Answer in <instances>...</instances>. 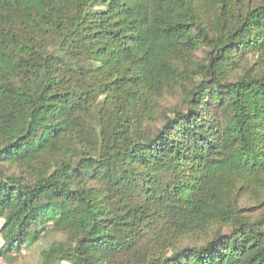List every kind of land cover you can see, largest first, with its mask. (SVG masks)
Listing matches in <instances>:
<instances>
[{
  "label": "trees",
  "instance_id": "obj_1",
  "mask_svg": "<svg viewBox=\"0 0 264 264\" xmlns=\"http://www.w3.org/2000/svg\"><path fill=\"white\" fill-rule=\"evenodd\" d=\"M170 89L181 106L142 128ZM246 196L264 1L0 0V259L49 230L71 242L40 264H264Z\"/></svg>",
  "mask_w": 264,
  "mask_h": 264
},
{
  "label": "rangeland",
  "instance_id": "obj_2",
  "mask_svg": "<svg viewBox=\"0 0 264 264\" xmlns=\"http://www.w3.org/2000/svg\"><path fill=\"white\" fill-rule=\"evenodd\" d=\"M236 7L240 9H246L250 6L259 4L264 0H235ZM207 49L202 48L196 53L197 59H201ZM251 58V56H249ZM252 62L253 59H250ZM253 66L255 70L258 69L256 62L253 61ZM105 95H100L99 100H104ZM181 106V94L180 89H170L166 91L162 97L155 103L154 107V119L151 121H145L142 128L155 129L160 125V118L163 114L172 115V111L175 107ZM241 202V207L244 208L240 212L241 215L249 217L251 220H258L261 213H264V201L261 205H256L254 199L248 196L243 197ZM247 208V210H246ZM2 221L0 220V227ZM71 242L70 236L68 234H63L57 231H47L46 234L42 235L37 241H35L30 246H21L18 251L12 253L7 259H0V264H40L41 254L44 250L48 249L50 246L63 247ZM2 244L1 234H0V246ZM60 264H68L62 261Z\"/></svg>",
  "mask_w": 264,
  "mask_h": 264
}]
</instances>
